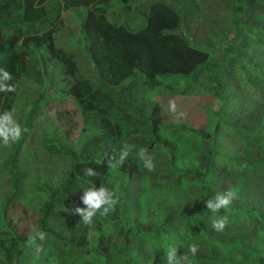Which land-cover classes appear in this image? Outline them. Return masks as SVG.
<instances>
[{
	"label": "trees",
	"instance_id": "1",
	"mask_svg": "<svg viewBox=\"0 0 264 264\" xmlns=\"http://www.w3.org/2000/svg\"><path fill=\"white\" fill-rule=\"evenodd\" d=\"M106 2L0 0V69L12 75V80H4L0 72V80L15 88L13 92H0V109L10 108L9 102L18 91L17 82L26 72L37 73L35 76L40 80L27 92L34 101L32 113L48 104L53 95L49 88L60 95L59 88L67 83V93L75 99L79 110L95 115V120L86 116L84 121L97 123L102 117L101 128L96 130L91 142H86L85 149L79 153L61 152L69 166L60 179L54 181L51 174L34 170L20 186L21 174L11 170V193L0 200V264H100L101 261L107 264L112 254L117 256L116 264L130 263L135 241L142 234L156 235L157 230L166 233L169 228L162 224L175 227L183 215L178 204H187L189 215L183 218L191 223L196 221V212H204L203 190L207 186L208 192L213 186L207 185L204 178L222 172L225 163L239 160L229 149L225 156L219 153L213 144L217 136L233 130L234 134L263 131L261 125L247 130L242 124L245 123L243 110H239L237 100L243 88L250 91L253 87L254 77L243 70L239 77L243 68L231 45L237 46L241 41L245 49H250L248 67L256 68L257 76L264 73V61L259 60L262 56L259 53L264 49V30L244 31L245 27H251L252 12L259 0H191L186 2L191 8L184 6L183 0H140L138 7L125 10L117 19L112 15L114 23L107 16ZM130 2L124 0L120 7ZM79 8H88L82 33L89 53L85 52L80 62L70 44L60 41L58 45L57 38L64 16ZM145 21V27L137 32L119 25L131 24L138 29ZM189 21L202 26L201 39H191L190 34L187 37L181 33ZM226 22L236 35L230 41L228 36L230 45L226 44L224 49L226 40L221 30L226 29ZM219 53L223 55L220 60ZM180 77L183 80L169 84L170 79ZM44 78L49 79L48 89ZM180 93L218 99L219 109L212 112L213 117H218L213 132L185 122L173 124L163 120L155 107V97ZM31 118L27 115L26 122ZM226 136L233 137L231 132ZM55 141L50 139L46 143ZM260 141L262 147L250 172L256 169L264 172V135ZM125 145L134 146L129 158L121 166L108 167V160L112 156L118 159ZM140 148H146L153 158L154 170L149 171L137 157ZM190 151L192 155L188 156ZM85 167H92L99 175L84 176ZM171 182H176V208L165 213L163 219L144 211L153 202L148 197L146 204L140 203V194L152 189L159 195L162 193L159 185L167 187ZM101 185L115 193L118 204L108 216L97 214L93 225H85L74 210L86 208L82 201L83 188ZM180 185L192 192L196 189L197 198L192 196L190 204L189 200L180 199ZM238 187L244 190L242 185ZM208 193L214 198L223 192ZM135 202L142 207V212L136 210ZM16 203L25 208L28 217L22 219L16 214ZM148 219L159 223L158 227L147 226ZM24 223L30 224L33 232H20L19 227ZM41 232L43 239L37 235ZM201 238L194 231L190 241L178 249V254L182 255L193 241ZM235 240L227 243L223 254L237 257L230 252L235 251L234 243H238L245 260L254 256L257 264H264L263 241L259 246H250ZM30 244L39 247L34 256ZM89 255L93 257L86 261ZM218 259L215 255L208 259L199 257L190 264H220Z\"/></svg>",
	"mask_w": 264,
	"mask_h": 264
},
{
	"label": "rangeland",
	"instance_id": "2",
	"mask_svg": "<svg viewBox=\"0 0 264 264\" xmlns=\"http://www.w3.org/2000/svg\"><path fill=\"white\" fill-rule=\"evenodd\" d=\"M123 1L124 0H107L106 3L109 5L107 16L111 22L114 23L112 20L113 14L117 19L119 16L123 15L125 10L140 5V0H132V2L127 3L121 8L120 6L123 5ZM188 1L191 0H183L182 4L191 8L190 5L186 4ZM120 3L122 5H120ZM254 9L255 11L252 12L254 16L251 21V27L250 25L245 27V32L249 31L252 33L253 31L258 32V29L264 30V0H259V2L255 4ZM87 11L88 8H79L69 13V15H65L63 19V28L57 36L58 45L61 44L60 41L70 44L79 62L81 61L82 55L85 52L88 53L86 43L82 39V21ZM132 21L131 19V22ZM187 24L188 25L184 27L181 33L190 34L191 39H201L203 36L202 26H198L197 23H190V21ZM119 25H124L129 30L137 32L145 27L146 21L144 25L138 29L133 28L131 24ZM225 27L226 29L221 30V33H223L222 37L226 40L224 49L227 48L226 44L230 45L228 42L236 35V33L232 31L229 22L225 23ZM231 45H233L235 53L239 55V64L243 68L240 69V73H238L239 77L241 76V70L247 72L252 78L254 77L253 87L250 91L243 88L237 100L239 110H243L242 116L244 117L242 120L245 121V123L242 124H245L247 130H254L261 125L263 131L260 134H234L235 131L233 130L230 131L233 135L231 138L226 136L230 133L228 132L226 135L217 136L216 140L213 139L215 140L213 144L214 146L216 145L219 153L224 154L230 150L234 152L239 159L229 161L225 164L223 163L222 172H216L212 177L204 178L207 185H213L211 187L212 190L209 189L208 192L215 194L218 191H232L234 193V199L229 208L232 213H230L229 210L225 211L222 209L220 213L217 214L219 216L227 215L228 224L222 232L216 231L212 227L213 214L207 207L204 208L205 213L196 212V221L191 223L183 218L184 215H189V213L187 211V204L181 202L178 204V207L181 208L183 215H180L182 218L177 220L175 227L173 224H162V227L169 228L166 233L157 230L156 235H151L149 233L142 234L135 241L134 246L136 249L131 254L132 260L128 264H167L165 260L167 249L170 246H176L178 249H181L190 241L194 231L199 232L202 238L201 240L191 243L198 244L199 251L195 256H191L189 253L190 261H195V258L199 257L208 259L211 255H215L219 258L217 262L220 264H257L254 256L247 260L244 258L242 260L237 259V257H243L240 254L242 250L238 243H234L236 248L235 251L230 252L234 253L237 257L230 256L227 252L223 254L225 248L229 245L227 243L236 241L235 238L242 240L245 245L250 246H259L260 241L264 243V172L259 169L250 172V169L256 165V156L259 149L262 147L260 137L264 135V73L257 76L258 72L256 68L248 67V51H250V49H245L241 41L238 42L237 46H234L235 44L232 43ZM259 56V60L264 61V49L261 50ZM217 58L220 60L223 58V55L219 53ZM83 69L86 71L85 68ZM32 70L36 71L35 68ZM35 74L37 73H23L17 82L18 91L16 95L12 96L9 102L10 108H7V110H3L4 108L0 109V113L13 111L21 127L26 129L19 141L7 147L0 142L1 201L6 195L11 193L12 169H16L21 174L20 186L23 184L25 176L34 170H40L44 175L51 174L54 181L60 179L62 177V172L68 169L69 166L68 161L63 157L64 154L61 152L67 150L79 153L81 150L85 149L87 141L91 142L93 140V136L99 126L101 128V116L95 121L97 123L93 121H84L86 116L95 120V115L82 114L80 110H78L75 101L67 97V83L63 84L64 88H59L60 95L55 93L54 89L49 88V90L53 92V95L49 98L48 104L39 112L32 113L31 110L34 101L27 92L28 89L34 87V85L40 81ZM170 80L172 81H170L169 84H175L176 81H181L183 78H172ZM43 81L46 83V89H48L50 85L49 79L44 78ZM200 86L206 89L204 84H200ZM177 89L178 88L175 90ZM172 102L176 105L175 111L170 110L169 106ZM219 105L220 102L218 99L207 95L185 96L180 93L177 95L172 94L169 96L155 97V107L160 111L166 123L175 124L185 122L195 128H202L206 132H213L215 129L218 117H213L212 112L218 110ZM27 115L32 117L28 123L26 122ZM50 139H55L56 144L61 146L62 150L49 146L46 141ZM191 155L192 152L190 151L188 156ZM249 160L253 161L248 162ZM178 178L181 180L182 176L178 174ZM236 185H242L244 190L241 191V187H236ZM160 186L162 191L161 194L157 195L150 189L140 194L139 202L146 204V199L150 197L153 203L150 207L145 208L144 211L155 213L154 217L163 219L165 213L170 210L173 211L177 206V195L175 192L176 182H171L170 186L168 185L167 187L161 184L159 187ZM179 187L180 199L186 202L189 200L188 203L190 204L192 202L191 197L195 195L196 189L192 192L189 187L183 185ZM208 192L207 186H205L203 190L205 201L213 198L210 197ZM195 198L197 197L194 196V199ZM134 204L136 205L137 211H143L138 203L135 202ZM16 208V214L20 215L22 219L28 217V213L24 211L25 208L22 207V205L20 206L16 203ZM25 223L22 227H19L20 232H33L32 228H29L30 224ZM158 224L159 223L148 219L147 226L156 225L158 227ZM166 234H168V236H166ZM157 236H159V238H157ZM29 248L33 256L36 255L35 250L39 251V247L36 244H30ZM187 252L188 248L184 253ZM91 257L93 256H86V261ZM106 263L116 264V254H112ZM100 264H103V261H101ZM206 264L213 263L207 262Z\"/></svg>",
	"mask_w": 264,
	"mask_h": 264
},
{
	"label": "clouds",
	"instance_id": "3",
	"mask_svg": "<svg viewBox=\"0 0 264 264\" xmlns=\"http://www.w3.org/2000/svg\"><path fill=\"white\" fill-rule=\"evenodd\" d=\"M114 15V14H113ZM64 19V18H63ZM83 34V33H82ZM184 36L189 37L188 33H184ZM84 40V36H83ZM85 41V40H84ZM0 72L3 73L4 80H12V75L0 69ZM117 89V88H115ZM15 88L13 85L4 84L0 80V92H13ZM67 97L75 99L67 93ZM76 103V101H75ZM78 108V106L76 105ZM170 110L175 111L176 105L174 102L170 104ZM79 110V108H78ZM81 112V111H80ZM82 113V112H81ZM82 114H93V113H82ZM26 129H23L20 123L16 120L13 111H5L0 113V142L4 146H9L12 143L19 141ZM52 147L61 150V146L56 144H49ZM134 146L125 145L121 148L118 153V159L116 156H112L108 160V167L115 168L121 166L129 158L130 153L132 152ZM146 148H140L136 153L137 157L144 162V166L149 170H154L153 158L148 154ZM83 174L86 177H95L99 173L95 171L92 167H85L83 169ZM234 199V193L232 191H226L223 193H217L216 196L212 199L205 201L206 207L213 214L212 218V227L216 231L222 232L226 225L228 224L227 215L219 216L217 214L223 209L227 211L232 204ZM83 204L86 205V208H75L74 213H78L81 216V221L85 225H93V218L99 214L100 216H108L111 212H114L118 204V200L115 198V193L108 189L107 187L101 185L99 188L92 186L83 188L82 196ZM40 239L44 238V233H37ZM199 251V245L196 243L190 244L188 247V252L183 253L182 255L178 254V247L170 246L165 253V260L167 264H190V256H195ZM238 260H242L243 257H237Z\"/></svg>",
	"mask_w": 264,
	"mask_h": 264
}]
</instances>
